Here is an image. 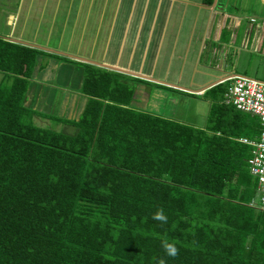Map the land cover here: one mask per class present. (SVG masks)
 I'll use <instances>...</instances> for the list:
<instances>
[{"label": "trees", "instance_id": "1", "mask_svg": "<svg viewBox=\"0 0 264 264\" xmlns=\"http://www.w3.org/2000/svg\"><path fill=\"white\" fill-rule=\"evenodd\" d=\"M41 53L0 37V264H264V211L249 206L256 181L236 141L259 122L215 99L226 83L202 93L196 128L134 110L113 72L83 64L86 101L66 119L24 106Z\"/></svg>", "mask_w": 264, "mask_h": 264}, {"label": "crops", "instance_id": "2", "mask_svg": "<svg viewBox=\"0 0 264 264\" xmlns=\"http://www.w3.org/2000/svg\"><path fill=\"white\" fill-rule=\"evenodd\" d=\"M3 8L7 14L4 23L9 28L0 37L42 52L36 56L24 100V106L42 114L52 115L54 111L68 115L66 119L79 115L86 98L80 92L84 65L113 72L117 79L133 78L139 82L138 89L149 90L143 85L145 81L155 82L162 91L171 87L185 92L194 97L193 107L204 108L200 115L203 118L210 101L202 95L206 89L201 88L225 75H246L248 52H254L258 60L250 67L251 72L264 77V39L256 42L254 37L260 33L254 31L249 36L247 30V17H264V0H16ZM46 11L48 20L40 23ZM37 12L38 22L32 25L28 20ZM240 21L244 24L241 27ZM259 23L261 31L263 20L249 24ZM40 24L46 25L41 40ZM26 28L30 29L27 35ZM52 37L55 40L50 45ZM170 43L178 50L175 55L174 50L168 54V64L175 59L174 64L183 50L188 68H193L188 83L192 87L179 85L173 78H154L150 71H143L144 64L155 67L160 50ZM193 47L196 54H191ZM186 69L180 68L181 75H186ZM168 72L169 65L165 77ZM131 95L129 106L133 108L134 93Z\"/></svg>", "mask_w": 264, "mask_h": 264}, {"label": "rangeland", "instance_id": "3", "mask_svg": "<svg viewBox=\"0 0 264 264\" xmlns=\"http://www.w3.org/2000/svg\"><path fill=\"white\" fill-rule=\"evenodd\" d=\"M15 1L16 0H8V1L7 0H2V1L0 0V34H1V32H4L9 28L6 25V23H4V19H5L4 17L7 14L5 12V8H3V7L5 5H7V3L14 5ZM33 16H36V18L33 19ZM47 20H48V16H47V11H46V12H44V16L42 18H40L39 21L41 23V22H44ZM28 21L33 23L32 25L36 24L38 22V12L36 13V15H35V13H33L32 17ZM239 23H240L239 27H241L246 22L244 20L243 21L244 24H242L241 21ZM239 23H237V26L239 25ZM13 27H14V25L11 27V29H13ZM45 27H46V25L40 24V29L38 31V37H40V40L42 39L41 33L45 29ZM260 27H261L260 23L255 25V26L250 25L248 23V26H247V30H249V33H248L249 36H252V33L254 31H257V33L258 32L260 33L259 35L254 37V40L256 42H258L261 38L264 39V32H263L264 28L261 29V31H260ZM29 28H26L24 30L25 35H27V33L29 34V32H30V31L28 32V30H30ZM15 33H16V31H14V35H15ZM51 40H52V42H50V45L54 43L55 38L52 37ZM237 43L238 42L236 41V45H237ZM263 43H264V41L262 42V46H263ZM69 48L70 47L64 48V49H69ZM180 49L182 50V47ZM149 50H148V52H149ZM173 50L175 51V52H173L175 55L177 50H178V46L172 47V44L170 43L169 47L166 46L165 49H163V51L160 50L159 58L156 62L155 67H154V65L144 64L143 71H145V72L150 71V73L152 74V76H154V78L159 77L161 79H165L166 81L173 78L174 80H176L179 83V85H184L186 87H189V86L192 87L191 86L192 84H188V83L190 81L189 79H191V75H192L191 73H192L193 68L192 69L188 68V63L186 62L187 56L185 54H184V56H182L183 50L180 53L179 59L174 64H172V62H174L175 59H172V62H170V64H168V62H169L168 54L170 55V53ZM185 51H186V48H185ZM142 52H144V51L142 50ZM189 52H190V50H189ZM192 52L195 53V48H194V50H191V54H192ZM248 53H249V57H248L249 58V64H248L247 70H245V72L247 73L246 75L263 80L264 79L263 76H259V74L255 75L251 72L250 67H253L255 62L258 63V60L256 59V54H254V52H248ZM42 60L46 61L45 59H42ZM168 65H169V72H168L167 77H165V73H166ZM183 66H185V68L187 67V69H186L187 71L185 70L186 75H184V74L181 75L182 72H180V68ZM92 67H93V69L92 68H89V69L94 70V71L95 70L99 71L101 69V68L94 66V65ZM159 70H160V74L158 75L157 72ZM174 71H177V72L174 73ZM215 73L217 76L220 75V73H218V72H215ZM215 73H213V74L216 77ZM123 78H124V80L117 79V81L126 84V86H128L130 88L131 92L134 93V95H133V109L134 110L142 111V112L154 115V116L163 117L165 119L184 123L186 125L196 127V128H201L204 126V124L206 122L207 114H206L205 118H203V116H200V115H202L204 108H201V107L199 108L196 106L193 107V104H194V100H193L194 97L193 96H190L185 92L179 91V90L171 88V87L164 88L163 89L165 91L164 92V91L160 90L162 87L157 85L155 82L143 81V83H144L143 85H146L148 87V89H149L148 91L138 89L139 88L138 87L139 82L137 80H134L133 78H127V77H123ZM214 79L215 78H213V80ZM1 80H2V76L0 74V82H1ZM194 80H196V75L194 77ZM193 83H195V82H193ZM226 85L227 84L224 85V88L226 87ZM157 88H159V89H157ZM161 93H166L165 97L161 98L160 97ZM215 99L220 100L221 96L217 95L215 97ZM85 101H86V98H85ZM36 103L37 102H35L34 104H36ZM31 104H33V103H31ZM36 107H38V106H36ZM79 110H82V108L81 109L79 108ZM196 110H198V113H195ZM52 113L54 115H56V117H61V118H66L68 116V115H61V116L57 115V113L54 111ZM52 113H47V114H52ZM49 116H51V115H49ZM31 120H32L34 125H37V126H40L43 128H49V129H52L55 131H61V132L66 133V134H70V133H73L75 131V128L73 126L64 125V124L57 123L56 121H52L46 115H44V116L34 115L31 118Z\"/></svg>", "mask_w": 264, "mask_h": 264}, {"label": "built area", "instance_id": "4", "mask_svg": "<svg viewBox=\"0 0 264 264\" xmlns=\"http://www.w3.org/2000/svg\"><path fill=\"white\" fill-rule=\"evenodd\" d=\"M248 23L263 20L257 16L247 17ZM227 84L222 94L221 103L231 105L236 111L254 116L259 122L258 135L253 139L245 137L236 141L248 149L246 164L248 173L256 181V199L249 206L264 211V80L245 74L225 75L216 84Z\"/></svg>", "mask_w": 264, "mask_h": 264}, {"label": "clouds", "instance_id": "5", "mask_svg": "<svg viewBox=\"0 0 264 264\" xmlns=\"http://www.w3.org/2000/svg\"><path fill=\"white\" fill-rule=\"evenodd\" d=\"M154 220L160 221L162 223H166L167 222V217L163 214V210L158 211L157 213H155L152 217ZM163 247L166 251V253L170 256L175 258L179 252L177 247L174 244H170L165 242L163 244ZM160 264H165V262L163 260L160 261Z\"/></svg>", "mask_w": 264, "mask_h": 264}, {"label": "water", "instance_id": "6", "mask_svg": "<svg viewBox=\"0 0 264 264\" xmlns=\"http://www.w3.org/2000/svg\"><path fill=\"white\" fill-rule=\"evenodd\" d=\"M100 67H105V66H100ZM216 83H217V82L209 83V84L205 85L203 88H201V90L208 89V88H210L211 86L215 85Z\"/></svg>", "mask_w": 264, "mask_h": 264}]
</instances>
